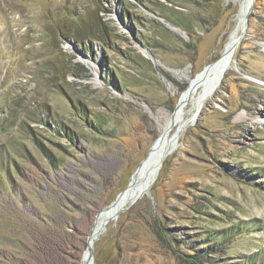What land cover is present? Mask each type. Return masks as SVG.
<instances>
[{
	"label": "rangeland",
	"instance_id": "rangeland-1",
	"mask_svg": "<svg viewBox=\"0 0 264 264\" xmlns=\"http://www.w3.org/2000/svg\"><path fill=\"white\" fill-rule=\"evenodd\" d=\"M241 1L0 0V264H84L94 225L90 264H264V0L194 100Z\"/></svg>",
	"mask_w": 264,
	"mask_h": 264
},
{
	"label": "bare ground",
	"instance_id": "bare-ground-1",
	"mask_svg": "<svg viewBox=\"0 0 264 264\" xmlns=\"http://www.w3.org/2000/svg\"><path fill=\"white\" fill-rule=\"evenodd\" d=\"M249 6H250L249 0H242L241 1L237 27H236L235 31L233 32L230 40L227 42L225 50H224V52L220 58L218 65L215 68L208 71L207 73H205V75L201 78L202 88L199 91L198 97L194 99L195 103L197 105V108H199L198 111L201 110L202 104L205 102V98L207 96L211 95L213 93V91L215 90V88L217 87L219 81L221 80V75L224 73L225 69L231 67V65L233 63L231 61V58H232L233 51L235 49L232 51V48H233L235 41L238 40V37L241 35L242 31L244 30L245 16L248 13L250 14L252 11V9L251 10L249 9ZM177 30H179V29H177ZM173 114L174 113H172V115ZM174 149H175V144H173V141L171 143L168 141V142L161 145V147L159 148L158 152L155 154V156L153 157L151 162L148 163V161H150V159L152 158V155L146 161H144V160L142 161V163L140 165L141 169L147 163L148 164L146 165V167L141 172H140L141 169L139 170L137 177L132 184L133 187L131 186L132 187L131 195L126 196L127 191L131 188L130 187L125 192V194L120 198V200L118 201V203L115 207H111V208L105 210L107 213H106V216L104 218V222L106 221L108 216L116 213V211L119 210L120 208H127V207H124L126 201L130 200L132 198V196L134 195V193L136 192V190L140 189V182L141 181H143L146 185L139 191L140 193H144L145 191H147L151 187V184H149V182L155 180L156 173H157L156 171H158L159 167L162 166V163H163V160L165 159V157L168 154H170L171 152H173ZM159 162H161L160 166H159ZM141 196H142V194H139L135 198V200L137 201ZM134 203L135 202H132V204H134ZM94 227H95V225H94ZM94 227L92 230V237H93L94 230H95ZM97 234H99L98 228L95 231V236ZM92 241H93V238H92ZM81 264H83V263H81ZM84 264H88L87 254L85 255V258H84Z\"/></svg>",
	"mask_w": 264,
	"mask_h": 264
},
{
	"label": "water",
	"instance_id": "water-1",
	"mask_svg": "<svg viewBox=\"0 0 264 264\" xmlns=\"http://www.w3.org/2000/svg\"><path fill=\"white\" fill-rule=\"evenodd\" d=\"M250 1V6H249V9H253V6L255 4V1L256 0H249ZM249 16L250 14L248 13L246 16H245V26H244V30L243 32L241 33V35L238 37V40L235 41L234 45H233V48H232V51L235 49V47L237 46L238 42L240 41V39L242 38V36L246 33L248 27H249ZM209 66V65H208ZM207 68V67H206ZM205 68V70H206ZM161 165V162H159V166ZM141 169V166L138 167V169L136 170V172L134 173L133 177H132V181L130 183V185L124 189L122 192L119 193V195L117 196L116 200L109 206V207H113L114 204L117 202V200L119 198H121L125 192L132 186L133 182L135 181L136 177H137V174L139 172V170ZM126 208H120L119 210L116 211V213H114L111 217H110V220L111 219H115L118 217L119 213L124 211ZM110 220H107L106 223H108ZM103 229H105V225L103 226ZM92 233L89 237V243H88V251H87V256H88V264H90L92 261H93V241H92Z\"/></svg>",
	"mask_w": 264,
	"mask_h": 264
},
{
	"label": "trees",
	"instance_id": "trees-1",
	"mask_svg": "<svg viewBox=\"0 0 264 264\" xmlns=\"http://www.w3.org/2000/svg\"><path fill=\"white\" fill-rule=\"evenodd\" d=\"M162 8V7H161ZM86 26H88L89 28H96V29H98V27H96L95 26V24L93 23V22H91V21H88L86 24H85ZM99 34V33H98ZM97 37L100 39V40H102L103 42L105 41L104 39H105V35H104V33L102 32L100 35H97ZM104 38V39H103ZM208 248H210V246L208 247ZM196 251H199V249H196ZM190 255H192V256H194L195 254L193 253H191Z\"/></svg>",
	"mask_w": 264,
	"mask_h": 264
}]
</instances>
